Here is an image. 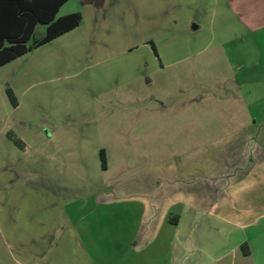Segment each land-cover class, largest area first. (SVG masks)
Listing matches in <instances>:
<instances>
[{
    "label": "crops",
    "instance_id": "1",
    "mask_svg": "<svg viewBox=\"0 0 264 264\" xmlns=\"http://www.w3.org/2000/svg\"><path fill=\"white\" fill-rule=\"evenodd\" d=\"M94 1L82 2L94 8ZM212 2L209 22L222 20L229 30L218 45L239 41V71L264 73V0ZM90 21L81 17L78 27L0 67V88L6 84L17 100L11 109L3 102L0 117L7 232L51 229L52 248L76 249L67 264L109 262V238L119 259L126 249L128 264H199V256L264 264V83L230 82L220 112L184 113L182 101L152 97L139 66L109 65L115 56L101 57L99 20ZM248 42L256 48L250 64ZM151 52L145 56L153 60ZM72 64L78 70L65 74L67 84L43 96L41 87ZM192 103L198 109L197 98ZM39 195L48 210L35 208ZM25 199L31 206L24 210Z\"/></svg>",
    "mask_w": 264,
    "mask_h": 264
},
{
    "label": "rangeland",
    "instance_id": "2",
    "mask_svg": "<svg viewBox=\"0 0 264 264\" xmlns=\"http://www.w3.org/2000/svg\"><path fill=\"white\" fill-rule=\"evenodd\" d=\"M82 1L70 0L60 9L57 17L75 12L88 22L95 15L99 20L96 43L101 47L104 45L101 57L114 55L109 65H121L130 61L139 66L141 73L148 75L151 80L149 92L152 97L159 100L167 99V102L182 101L178 107L184 113L198 111L203 115L212 111L220 112L225 107L222 99L226 100L225 97L229 94L226 89L230 82L248 81L255 83V87L260 86L261 82L264 83V73L256 69L248 72L239 71L240 59L244 60V55L235 54L239 41H234L225 48L218 45V40L227 36L229 30L228 25L223 24L222 20L220 22L217 20L213 24L209 22L208 13L214 9L212 0H95L93 3L95 7L98 6L97 8ZM198 21L200 29L192 30V26ZM44 33L45 26L39 25L34 32L33 40L40 39ZM211 35L217 40L211 41ZM253 42H256V39ZM260 43L264 46V41ZM204 48V51L196 53ZM128 50L131 52L128 53ZM122 51L126 52L120 53ZM148 51H152L153 60L145 56ZM247 52L246 60L247 64H250L256 59V48L251 42H248ZM160 62L166 66L162 71H159L158 67ZM73 65L71 66L73 71L62 73L60 79L54 76L52 84L41 87L43 96H49L52 89H57L56 86L67 84L68 80H64L65 74L72 75L78 70ZM233 66L239 72L233 71ZM253 87L248 89L256 90ZM6 88V84L0 88V117L7 112L3 102L11 109L6 97ZM212 96L219 100H214ZM192 98H197L198 109L194 107ZM212 102H215V106L211 107L208 103ZM262 107L264 108V105ZM2 155L3 150H0V157ZM26 199L19 201L18 207L24 210L29 208L31 205ZM36 200L39 202L34 204L36 209L43 210L41 206H45L47 208L45 210L50 208L43 195H39ZM2 201L0 193V203ZM1 222L0 215V264H67V256H71V260L75 256L76 249L73 247H51L53 235L51 229L31 231L30 228H24L20 231L7 232ZM109 240H105L103 244V256L109 261L105 264H128L130 256L126 254V249L120 253L124 259H119L115 253V244ZM89 251L92 253L91 249ZM91 257L95 262L93 254ZM199 257H197L199 264H211L202 256Z\"/></svg>",
    "mask_w": 264,
    "mask_h": 264
},
{
    "label": "trees",
    "instance_id": "3",
    "mask_svg": "<svg viewBox=\"0 0 264 264\" xmlns=\"http://www.w3.org/2000/svg\"><path fill=\"white\" fill-rule=\"evenodd\" d=\"M68 1L0 0V67L78 27L81 22L79 13L57 17L60 8ZM39 25L45 26V33L40 39L33 40ZM6 95L10 104L17 106L9 88ZM9 139L19 149L23 148L22 142L15 136L9 135ZM101 159L104 162L103 156ZM242 250L247 254L244 247Z\"/></svg>",
    "mask_w": 264,
    "mask_h": 264
},
{
    "label": "water",
    "instance_id": "4",
    "mask_svg": "<svg viewBox=\"0 0 264 264\" xmlns=\"http://www.w3.org/2000/svg\"><path fill=\"white\" fill-rule=\"evenodd\" d=\"M197 27L195 25L192 26V30H195Z\"/></svg>",
    "mask_w": 264,
    "mask_h": 264
}]
</instances>
